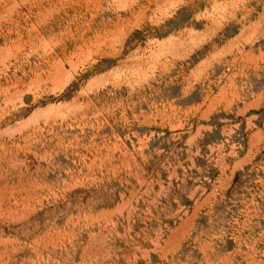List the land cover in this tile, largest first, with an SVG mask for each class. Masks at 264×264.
<instances>
[{"label":"rangeland","instance_id":"374dc122","mask_svg":"<svg viewBox=\"0 0 264 264\" xmlns=\"http://www.w3.org/2000/svg\"><path fill=\"white\" fill-rule=\"evenodd\" d=\"M0 264H264V0H0Z\"/></svg>","mask_w":264,"mask_h":264}]
</instances>
